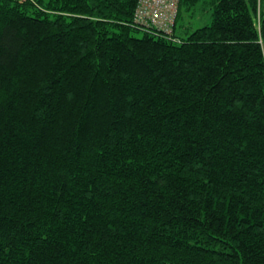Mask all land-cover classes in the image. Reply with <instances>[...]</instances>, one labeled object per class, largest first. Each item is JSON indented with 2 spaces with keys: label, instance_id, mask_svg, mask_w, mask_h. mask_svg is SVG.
<instances>
[{
  "label": "trees",
  "instance_id": "obj_1",
  "mask_svg": "<svg viewBox=\"0 0 264 264\" xmlns=\"http://www.w3.org/2000/svg\"><path fill=\"white\" fill-rule=\"evenodd\" d=\"M137 2L0 0V264H264V0Z\"/></svg>",
  "mask_w": 264,
  "mask_h": 264
},
{
  "label": "built area",
  "instance_id": "obj_2",
  "mask_svg": "<svg viewBox=\"0 0 264 264\" xmlns=\"http://www.w3.org/2000/svg\"><path fill=\"white\" fill-rule=\"evenodd\" d=\"M178 0H138L135 21L152 23L159 28H168L173 22Z\"/></svg>",
  "mask_w": 264,
  "mask_h": 264
},
{
  "label": "rangeland",
  "instance_id": "obj_3",
  "mask_svg": "<svg viewBox=\"0 0 264 264\" xmlns=\"http://www.w3.org/2000/svg\"><path fill=\"white\" fill-rule=\"evenodd\" d=\"M203 7H205V4H200L198 6V8L195 10V12L192 13H186L183 16V19L180 21H177V29L178 32H180V28L179 26H190V28H188L189 30H194L196 28H200L202 26H206L209 25L211 23V15L210 13H202ZM182 31V30H181ZM142 34V32H140L139 34H137L138 37H140ZM185 35V34H183Z\"/></svg>",
  "mask_w": 264,
  "mask_h": 264
},
{
  "label": "bare ground",
  "instance_id": "obj_4",
  "mask_svg": "<svg viewBox=\"0 0 264 264\" xmlns=\"http://www.w3.org/2000/svg\"><path fill=\"white\" fill-rule=\"evenodd\" d=\"M175 16V15H174ZM162 29V28H161ZM169 33V32H168Z\"/></svg>",
  "mask_w": 264,
  "mask_h": 264
}]
</instances>
